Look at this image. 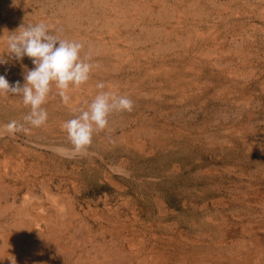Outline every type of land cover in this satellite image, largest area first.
Instances as JSON below:
<instances>
[{
  "label": "bare ground",
  "instance_id": "6f19581e",
  "mask_svg": "<svg viewBox=\"0 0 264 264\" xmlns=\"http://www.w3.org/2000/svg\"><path fill=\"white\" fill-rule=\"evenodd\" d=\"M37 23L81 43L93 67L67 103L51 85L40 127L24 120L22 95L0 94V264H264V0H0V75L10 84L23 86L35 65L15 59L9 37ZM102 91L133 110L110 113L86 152L59 154L73 150L64 123ZM12 121L26 131L9 133ZM183 168L209 182L200 199L211 204L184 216L195 237L165 239L136 205L152 199L159 216H177L160 198H172ZM233 173L251 190L230 184ZM105 184L116 206L107 193H81ZM180 190L183 207L199 193ZM236 201L244 220L260 218L243 221Z\"/></svg>",
  "mask_w": 264,
  "mask_h": 264
},
{
  "label": "clouds",
  "instance_id": "9594fccd",
  "mask_svg": "<svg viewBox=\"0 0 264 264\" xmlns=\"http://www.w3.org/2000/svg\"><path fill=\"white\" fill-rule=\"evenodd\" d=\"M82 48L83 45L79 42L60 39L51 34L49 26L44 23L28 25L19 34L9 37L8 51L17 60L22 61L27 56L35 67L27 71L23 86L19 81L14 85L10 84L4 75H0V94L22 95L24 104L31 108L24 120L32 126L40 127L48 119L47 111L42 105L46 102L53 83L67 103V90L70 86L79 87L89 80L93 66L81 58ZM0 63H7V60L0 59ZM104 87L103 82L97 84L99 89ZM133 107V101L126 96H117L108 91L100 92L87 110H82L78 116L64 123L63 128L67 131L73 150L68 152L58 149V153L71 158L86 152L93 142L94 132L103 131L108 126L110 113L131 112ZM6 128L9 133L26 131L16 121L10 122Z\"/></svg>",
  "mask_w": 264,
  "mask_h": 264
},
{
  "label": "rangeland",
  "instance_id": "374dc122",
  "mask_svg": "<svg viewBox=\"0 0 264 264\" xmlns=\"http://www.w3.org/2000/svg\"><path fill=\"white\" fill-rule=\"evenodd\" d=\"M264 40V39H263ZM263 40H260L259 42H262ZM263 48V47H262ZM262 51V50H261ZM244 166V170L246 169V170H248V172H250V165H243ZM214 167H217V169H215V168H213V170L216 172L217 171V173L218 172H220V171H222V169L224 168V166L223 165H218V166H214ZM219 168V169H218ZM184 169V168H183ZM186 170V171H185ZM212 170V171H213ZM238 170H240V169H238ZM207 171V170H206ZM184 173H182V176H180V177H178L175 181H174V183H173V187H170L168 190H167V192L169 193H171L172 194V198L170 199H168V198H164L163 196H161V202H163L170 210H174V212L177 214V216H174V215H169V216H166L165 217V215L162 217V216H159V213H158V211H156L157 209H156V207L153 205L154 204V202H151L152 201V199H150L151 201L148 203V204H146V203H144L142 200H139L138 199V204L136 205V207H137V209H138V212H141V213H139V214H141V219H142V221H145V223H147V228H148V232H150V229L151 230H153V232L156 234V235H158V236H161V237H163V238H169V237H171L172 236V234H175L176 232H182V234H184L185 236H190V237H195V232H192V231H189L186 227H185V224H184V219H185V215L187 216L191 211H195L196 210V212H198V214L199 215H202V213H203V209H204V207H205V205L208 203L209 205L211 204V202L209 203V201H204V202H202V199H200V196H202V195H204V193H202L203 191H204V189H206L207 187H210V184H209V182H207V181H205V180H197V181H195L194 179H193V177H194V175H192V171H189L188 169H184V171H183ZM186 172V173H185ZM189 172V173H188ZM192 172V173H191ZM223 172H225V171H223ZM191 173V174H190ZM223 174H227V173H223ZM247 179V180H245V178ZM243 178H239V175L238 174H235V173H233L232 175H231V177L229 178V180H231L232 182L230 183V184H234L235 182V180L237 181V183L239 184V187L241 188V189H243V190H251L250 188L251 187H249L248 185H245V184H247L248 183V176L246 177V176H244ZM239 179V180H238ZM217 181L219 180V177H218V179H216ZM244 180H245V182H244ZM194 181H195V183H194ZM243 181V182H242ZM187 182V183H186ZM192 182V183H191ZM197 182V183H196ZM200 182V183H199ZM204 182H207V183H204ZM242 182V183H241ZM203 183V184H202ZM242 185H241V184ZM232 184V185H233ZM236 184V183H235ZM235 184H234V186H235ZM246 186V187H245ZM70 187V186H69ZM94 187V188H93ZM175 187V188H174ZM85 188H87V189H85ZM83 187V189H82V191H81V193H82V195L84 194L85 195V199H86V197L87 198H89V197H91L93 200L92 201H94V199L95 200H97L98 199V197L99 196H102V195H104V193H107L108 195H109V197H110V202H111V204L113 205V206H116V204L118 203H116V200H115V198L113 197V193H114V191H113V188L109 185V184H105V185H102V186H95V185H90L89 187ZM90 188V189H89ZM188 189L189 191H191V193H195L196 194V192H199L198 194H197V196L196 195H194V197H189V201L188 202H186V206L185 207H183V199H182V195H179V193H180V189ZM93 189V190H92ZM195 189V190H194ZM92 190V191H91ZM88 191V192H87ZM262 191L264 192V185L262 186ZM87 192V193H86ZM201 193V194H200ZM87 194V195H86ZM83 195V196H84ZM89 195V196H88ZM196 196V197H195ZM221 196V195H220ZM220 196H218L217 198H215V199H219V197ZM134 197H136V196H134V194H132L131 193V199H134ZM197 197H198V199H197ZM150 198H151V196H150ZM230 200H232V199H230ZM197 201V202H196ZM199 201V202H198ZM141 202V203H140ZM201 202H202V204H201ZM232 203L234 202V201H231ZM231 202H228L227 203V206L228 205H231ZM236 203H238L237 204V207L239 208L238 210H241L240 212H242V214H240L239 215V218H241V219H243L244 218V212H243V206L241 205V203H240V201H236ZM141 204V205H140ZM145 204V205H144ZM169 204H170V206H169ZM175 204V205H174ZM197 204V205H196ZM252 204H254V203H252ZM92 207H94V205H91ZM197 206H199V207H197ZM145 207H147V208H145ZM211 207V206H210ZM245 208H247V206H244ZM85 208H87V207H85ZM150 208H151V212H150ZM98 209H103V204L102 203H100V205H99V207H98ZM142 209V210H141ZM250 211V210H249ZM254 211V210H253ZM151 214H150V213ZM153 212V213H152ZM200 212V213H199ZM202 212V213H201ZM253 213V212H252ZM143 214V215H142ZM145 214V215H144ZM260 215L261 214H257V213H255V215H250V216H247L246 215V218H245V220L243 219V221H246V219H251V218H249V217H255V218H260ZM146 217V218H145ZM158 217V218H157ZM154 218V219H153ZM165 218V219H164ZM162 220H163V222H162ZM140 223V222H139ZM167 224V223H171L172 224V227L174 228V229H170V231H168L167 230V228H165V227H162L161 228V226L163 225V224ZM152 225V226H151ZM161 225V226H160ZM159 227V228H158ZM141 228H143V227H141ZM158 228V229H157ZM161 230V231H160ZM167 230V231H166ZM171 232V233H170ZM168 233V234H167ZM140 237H141V235H140ZM146 238L147 239H149L150 238V235L148 236H146Z\"/></svg>",
  "mask_w": 264,
  "mask_h": 264
}]
</instances>
